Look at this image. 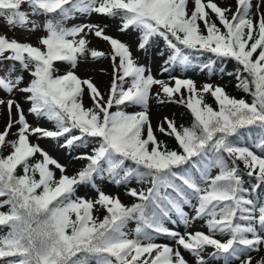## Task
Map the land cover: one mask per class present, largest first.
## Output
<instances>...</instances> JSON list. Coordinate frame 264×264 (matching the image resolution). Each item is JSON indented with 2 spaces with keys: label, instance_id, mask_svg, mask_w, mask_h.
Returning a JSON list of instances; mask_svg holds the SVG:
<instances>
[{
  "label": "snow or ice",
  "instance_id": "obj_1",
  "mask_svg": "<svg viewBox=\"0 0 264 264\" xmlns=\"http://www.w3.org/2000/svg\"><path fill=\"white\" fill-rule=\"evenodd\" d=\"M77 14L118 20L120 32L138 33V51L147 53L162 40L169 51L163 72L192 67L196 54L234 60L233 72L215 68L216 60L201 70L234 76L251 102L219 85L198 89L192 80L171 77L170 86L154 78L129 45L105 33L107 25L67 26ZM0 19L9 30L42 33L33 45L0 32V93L7 96L0 98L7 115L0 131V209H7L0 210V264H190L181 249L193 257L191 264H252V253L264 248V0H237L235 12L214 0H0ZM89 36L106 41L110 51L89 48ZM89 58L112 61L107 98L92 78L75 72ZM57 62L69 66L63 74ZM86 94L92 107L84 105ZM17 95L55 130L33 127ZM153 98L190 111V126L178 128L168 117L157 125L179 150L156 137L149 117ZM32 136L71 150L91 147L75 157L86 166L65 174L64 165L30 142ZM245 175L255 180L248 188ZM98 179L125 186L138 202L124 205L101 190ZM132 181L147 188L127 187ZM80 186L97 197L77 195ZM98 209L106 213L102 219L93 214ZM132 221L136 226L128 230ZM197 221L207 232L182 234L166 226L188 228Z\"/></svg>",
  "mask_w": 264,
  "mask_h": 264
},
{
  "label": "rangeland",
  "instance_id": "obj_2",
  "mask_svg": "<svg viewBox=\"0 0 264 264\" xmlns=\"http://www.w3.org/2000/svg\"><path fill=\"white\" fill-rule=\"evenodd\" d=\"M218 6L225 8L230 7L232 12H235L237 1L235 0H214ZM255 3V0H253ZM192 7V4H189V8ZM231 15V12L228 13ZM80 23H91V24H100V25H107L104 29L105 33L111 37H114L121 42L130 46V50L133 54V58L136 60L137 64L145 65L150 67L151 73L156 79L164 80L170 83V86H174V80H171V77H176L179 79H188L195 82L196 87L199 89L204 84H212L213 86L221 85L226 81L227 76H223L219 74L217 71L214 74H210L207 69L201 70V66L204 63L209 62L208 60L202 61V63L193 62V66L183 69L179 66L173 67L170 72H163L162 66L164 65V61L167 59L169 51L166 49L165 44L162 40H158L156 43L153 44L152 47L148 48L147 53L143 51L137 50V37L138 33L132 31L131 29L127 32H120L119 29V21L115 19H110L106 16H101L97 14H92L91 16H81L77 14L75 19H71L67 22V26H72L74 24ZM0 32L6 33L9 38H16L19 41H27L35 45L37 43V37L42 35L41 32H36L34 34H30L27 31L17 28L16 30H9L6 25H4V21L0 19ZM89 48L102 50L105 52L110 51V45L106 41H102L101 39L95 36H89ZM163 51L164 55H160L159 53ZM224 62L222 61L220 64L216 63L214 66L215 68H219L220 65H223ZM231 62H225L224 66L226 70L231 69ZM56 67L60 69V74H63L67 69L68 65L63 62H57ZM112 61L110 58H102L97 61H93L90 58L85 62L81 61L78 67L75 69L76 74L81 78H92L94 83L100 88V90L105 93V98H107V92L110 87V83L112 80ZM27 79V76H26ZM153 93L159 91V86H153L152 89ZM0 98L6 99L7 96L4 93H0ZM15 99L21 103L24 111L25 116L29 123L35 127L40 126L43 128H47L49 130H55L54 125L52 122L47 121L46 119L37 120L32 114L28 112L30 107L29 103L23 100V97L20 95L15 96ZM84 105L85 107H90L92 105L91 99H89L88 95L84 96ZM128 112H138L141 109L137 107H128L125 109ZM176 112H180L179 108L175 106L174 103L168 102L164 104H158L156 100L150 99L149 102V117L154 129L155 135L157 136L158 131L157 125L159 122L163 120L164 117H168L172 119ZM7 121L6 110L3 106H0V131L4 129V126ZM167 127V125H164ZM15 131V128L13 129ZM30 142L33 144H39L41 148H43L50 156L56 159L60 164L66 167V173L69 176L75 175L78 171H80L83 167L86 166V160L75 159L76 156L87 153H91V147L88 148H76V150H71L67 148L60 147L58 142L49 138L37 139L36 136L30 137ZM61 143L63 142V138H61ZM7 152H5L6 154ZM39 158V157H37ZM54 168V166H52ZM213 171V174H215ZM56 177L59 178L60 172L59 170H55ZM96 183L100 186L101 190H103L106 194L119 196L121 202L126 204L128 198L130 196L126 195V188L125 186L117 187L114 184L109 183L106 179L100 180L98 179ZM137 184L135 181H132L127 187H136ZM142 187L144 185H141ZM77 195L83 196L87 199H94L97 197L96 191H94L91 187L88 186H80L77 190ZM98 210H94V212H98ZM185 211H188L191 214V209L185 208ZM136 224L134 221L130 222L128 225V230H133ZM167 227L174 231H179L182 234L184 232H194V231H201L207 232L206 227L204 226L203 221L194 222L191 227L185 228L184 225L180 223H167ZM228 237L220 236L219 239L225 241ZM159 243H167L172 246L174 242L170 239L160 238L158 239ZM182 254L185 256L187 260H189L190 264L193 261V257L181 249ZM213 251V249L209 248L205 253V257L207 258L208 252ZM255 256V255H254ZM258 257H264V248H262L258 252ZM211 264H223L222 261H214ZM238 264V262H236Z\"/></svg>",
  "mask_w": 264,
  "mask_h": 264
},
{
  "label": "trees",
  "instance_id": "obj_3",
  "mask_svg": "<svg viewBox=\"0 0 264 264\" xmlns=\"http://www.w3.org/2000/svg\"><path fill=\"white\" fill-rule=\"evenodd\" d=\"M198 56L197 59H195L193 62H201L202 60H216V63L220 64L222 61L218 58H216L213 54L211 53H203V54H196ZM224 64L225 62H231V69L230 70H226L224 64L220 65V67H223L225 69V72H233L235 71V69L238 67L237 63L234 60L231 59H226L223 60ZM219 67V68H220ZM219 74H221L218 71ZM227 76V80L222 83V85H220L221 87L224 88V90L226 91V93L231 96V97H235L237 99L240 98H244L247 101L251 102V97L246 95L241 89L236 87V79L234 76H229L227 74H224ZM185 96H187V92L186 90H181ZM178 98V97H177ZM205 102L208 103L209 105H211L213 108H216L217 105L214 101V99L210 96V95H205ZM175 106L177 108H179L180 112H176L173 119L175 121L176 126L179 128L180 126H190L193 122V117L190 113V111L184 107L183 105L174 103ZM115 108L112 109V111H114ZM166 128V127H165ZM157 138L158 140L162 141L169 150H179L178 144L175 140V138L173 136H166L162 133H160L158 131L157 133ZM9 139H12L11 137H9ZM7 149H5L4 151H6ZM240 168L243 170V164H240ZM244 180H245V188H248L250 185L255 183V180L253 177H247L246 175L244 176ZM138 190L141 188V186L136 187ZM143 188H147V185H144ZM262 192H264V187H262L261 189ZM138 202L135 200V198L129 197L126 206H131L133 203ZM0 210H4L6 211L7 209H0ZM95 216H98L99 218H103V216L106 214L104 212V210L100 209L98 213H93ZM74 218V217H73ZM260 258H255L252 261V264H256V261L259 260Z\"/></svg>",
  "mask_w": 264,
  "mask_h": 264
}]
</instances>
